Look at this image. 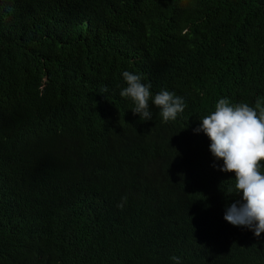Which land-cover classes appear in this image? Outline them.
Listing matches in <instances>:
<instances>
[{
    "label": "trees",
    "instance_id": "16d2710c",
    "mask_svg": "<svg viewBox=\"0 0 264 264\" xmlns=\"http://www.w3.org/2000/svg\"><path fill=\"white\" fill-rule=\"evenodd\" d=\"M221 98H264V0H0V264H264L195 132Z\"/></svg>",
    "mask_w": 264,
    "mask_h": 264
},
{
    "label": "clouds",
    "instance_id": "9594fccd",
    "mask_svg": "<svg viewBox=\"0 0 264 264\" xmlns=\"http://www.w3.org/2000/svg\"><path fill=\"white\" fill-rule=\"evenodd\" d=\"M123 78L126 87L120 95L131 98L135 105L131 111L141 119L152 118L150 100L161 110L164 122L174 121L178 114L184 112L186 104L183 97L167 90L153 97L152 85L143 83L141 74L124 71ZM200 121L201 125L195 132H203L209 137L212 155L217 161H223L219 170L234 173L235 189L241 194L226 209L224 219L233 226L248 228L259 238L264 233V98H258L255 107L221 98L214 111ZM126 202L125 196L118 207L123 208ZM171 259L175 264H181L179 257Z\"/></svg>",
    "mask_w": 264,
    "mask_h": 264
}]
</instances>
